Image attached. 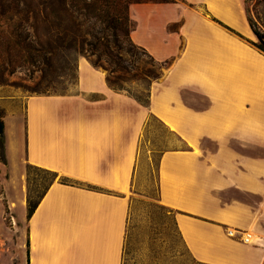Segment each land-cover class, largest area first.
<instances>
[{
  "label": "crops",
  "instance_id": "obj_1",
  "mask_svg": "<svg viewBox=\"0 0 264 264\" xmlns=\"http://www.w3.org/2000/svg\"><path fill=\"white\" fill-rule=\"evenodd\" d=\"M128 13L131 40L167 62L148 106L84 56L74 93L3 102L0 170L18 231L6 264H121L148 114L181 143L158 157L157 200L189 253L264 264V54L248 41L242 0L131 3ZM26 163L80 184L54 181L26 217Z\"/></svg>",
  "mask_w": 264,
  "mask_h": 264
},
{
  "label": "trees",
  "instance_id": "obj_2",
  "mask_svg": "<svg viewBox=\"0 0 264 264\" xmlns=\"http://www.w3.org/2000/svg\"><path fill=\"white\" fill-rule=\"evenodd\" d=\"M170 1L175 0H0V25L5 26L6 33L2 39L8 57L6 65L0 63V83L3 72L11 73L13 66L20 61L40 73V83L33 89L34 92L40 95L62 94L56 92L58 86L75 78L77 81V60L84 55L93 66L107 70L106 83L110 88L125 91L141 105L148 106L151 83L161 75L160 68L167 62L155 60L131 40L132 22L128 9L131 3ZM242 3L247 23L255 37V40L248 41L264 54V0H242ZM12 50L16 52L14 57ZM128 82L146 84L142 89L144 99L125 88ZM0 162L6 163L1 111ZM25 179L26 217H30L54 181L80 184L70 177L30 163L25 164ZM85 187L97 189L89 184ZM34 192L35 195H32ZM130 208L129 202V211ZM172 223L182 241L174 215ZM163 229L166 232L165 226ZM126 234L127 225L125 238ZM183 245L191 264H208L196 260Z\"/></svg>",
  "mask_w": 264,
  "mask_h": 264
},
{
  "label": "rangeland",
  "instance_id": "obj_3",
  "mask_svg": "<svg viewBox=\"0 0 264 264\" xmlns=\"http://www.w3.org/2000/svg\"><path fill=\"white\" fill-rule=\"evenodd\" d=\"M5 26L0 25V63L7 64L4 52L3 34ZM12 56L16 52L12 50ZM84 56V55H81ZM85 57V56H84ZM141 58H146L141 55ZM100 67V66H98ZM9 68V67H8ZM107 74V70L100 67ZM165 67L160 68L162 73ZM8 70V69H7ZM40 73L27 63L18 61L13 71L3 72L0 83V111L4 114L5 100H21L27 95H40L33 91L40 83ZM125 88L130 93L141 95L146 84L128 82ZM76 90V78L65 81L58 86L57 93L71 94ZM51 91V90H50ZM181 146L178 139L163 126L154 116L148 114L146 125L141 136L139 158L135 168V176L130 196L127 234L123 251L122 264H191L179 235L174 231L172 215L174 211L163 206L157 196V161L161 151ZM5 174L0 170V261L6 264L5 257H11L16 248L18 231L13 222V213L9 211L2 181ZM7 177V176H6ZM26 180V179H25ZM35 195V192L32 193ZM151 204L147 206L146 204ZM166 227V232L163 227ZM11 255V256H10Z\"/></svg>",
  "mask_w": 264,
  "mask_h": 264
},
{
  "label": "built area",
  "instance_id": "obj_4",
  "mask_svg": "<svg viewBox=\"0 0 264 264\" xmlns=\"http://www.w3.org/2000/svg\"><path fill=\"white\" fill-rule=\"evenodd\" d=\"M228 233H229V234H232V232H231L230 230L228 231ZM244 238H250V235L247 234V233H245V234H244Z\"/></svg>",
  "mask_w": 264,
  "mask_h": 264
}]
</instances>
